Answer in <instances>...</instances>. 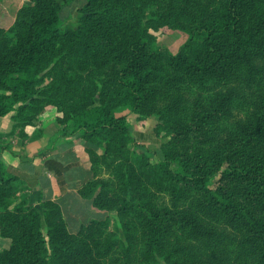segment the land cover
<instances>
[{"label":"trees","instance_id":"trees-1","mask_svg":"<svg viewBox=\"0 0 264 264\" xmlns=\"http://www.w3.org/2000/svg\"><path fill=\"white\" fill-rule=\"evenodd\" d=\"M27 2L0 28V120L14 113L8 136L25 138L56 108L52 143L81 142L80 194L117 213L125 239L107 220L71 233L60 204L32 206L0 162V264H264V0H83L72 32L69 0ZM161 29L188 35L177 54ZM194 87L209 96L183 94ZM157 98L167 142L153 149L120 112ZM101 164L115 181L95 180Z\"/></svg>","mask_w":264,"mask_h":264},{"label":"crops","instance_id":"crops-1","mask_svg":"<svg viewBox=\"0 0 264 264\" xmlns=\"http://www.w3.org/2000/svg\"><path fill=\"white\" fill-rule=\"evenodd\" d=\"M26 2L23 0L22 4ZM82 4L76 0L71 18L63 25L64 30L72 32L79 27ZM57 115L56 108L49 107L26 128L25 138L8 136L15 126L14 113L0 120V133L8 136L0 142L3 146V149L0 147V162L29 188L30 203L38 209L41 200L57 202L62 209L69 202L83 200L80 190L89 178L78 154V143H71L74 139L64 141L59 147L52 143L61 129L56 121ZM90 207L92 212L97 213L91 203Z\"/></svg>","mask_w":264,"mask_h":264},{"label":"rangeland","instance_id":"rangeland-1","mask_svg":"<svg viewBox=\"0 0 264 264\" xmlns=\"http://www.w3.org/2000/svg\"><path fill=\"white\" fill-rule=\"evenodd\" d=\"M27 1V0H24ZM81 3L83 0H77ZM61 4H64V0H59ZM76 0H69V4L63 7V17L66 18L71 16L72 8L75 5ZM23 3V0H0V28L8 30L15 22L17 12L23 8L28 2ZM159 37L160 45L168 49L171 53L177 54L181 47L188 39V35L182 31H171L169 29H161L156 32ZM210 85V83H208ZM199 88L194 87L191 90H184L183 94L186 97L196 98L202 95L203 98H207L209 95L206 93L200 92ZM166 101H161L159 98L155 101L149 102L143 107L142 111L131 112L130 110H121V114L127 116V122L129 124L130 130L139 144H146L151 146L153 149H158L167 142L166 132L162 129L157 115L158 109L166 105ZM221 121V120H220ZM42 131V130H41ZM43 132V131H42ZM42 134V133H41ZM78 143L81 146L79 141H71V143ZM99 154H101L99 152ZM112 161V159H110ZM142 174L139 172V177ZM104 181H115L113 172L105 164H101L98 168V174L95 177ZM148 174L143 178L145 183L149 185ZM154 182L150 184L149 188L157 194V203L165 204L168 202L169 197L165 193L156 192V187L153 186ZM97 213L91 211L90 203L83 198L78 202L70 203L67 207H63L64 217L68 224V229L71 233H77L80 227L83 224L88 223L91 220H107L108 221V230L113 232V234L122 240L125 239L123 228L121 225V220L117 213L113 212H104L95 208ZM11 241L8 239H0V251L9 247ZM156 264H169L168 261L159 256L157 258Z\"/></svg>","mask_w":264,"mask_h":264}]
</instances>
